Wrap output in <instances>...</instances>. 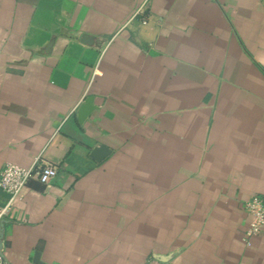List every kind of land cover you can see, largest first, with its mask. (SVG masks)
<instances>
[{"label":"crops","instance_id":"0c3cea01","mask_svg":"<svg viewBox=\"0 0 264 264\" xmlns=\"http://www.w3.org/2000/svg\"><path fill=\"white\" fill-rule=\"evenodd\" d=\"M142 1L0 0V175L58 169L4 220L7 263L264 264L244 208L264 197V0L129 22Z\"/></svg>","mask_w":264,"mask_h":264},{"label":"built area","instance_id":"2783aa9c","mask_svg":"<svg viewBox=\"0 0 264 264\" xmlns=\"http://www.w3.org/2000/svg\"><path fill=\"white\" fill-rule=\"evenodd\" d=\"M151 1L143 0L129 22L144 17ZM143 23L146 24V21L143 20ZM57 175V167L41 157L35 159L28 168L8 165L0 175V189L9 195L6 204L0 207V225L22 203L25 190L31 181H37L44 186H48L56 179ZM244 208L250 217L245 241L248 245H251V240L261 236L264 230V197H252L245 203ZM0 264H9L1 252Z\"/></svg>","mask_w":264,"mask_h":264},{"label":"water","instance_id":"95a60500","mask_svg":"<svg viewBox=\"0 0 264 264\" xmlns=\"http://www.w3.org/2000/svg\"><path fill=\"white\" fill-rule=\"evenodd\" d=\"M97 110V107L94 106V99L88 98L79 108L78 112H77V117H78V121L81 125H83L89 118L90 116ZM109 150L103 148V147H97L93 153H92V159L100 162L101 160H103L108 154H109ZM4 221H2L1 225H0V252L1 251V247H2V241H3V237H4ZM36 262L37 264H43L39 261V255H37L36 258Z\"/></svg>","mask_w":264,"mask_h":264}]
</instances>
